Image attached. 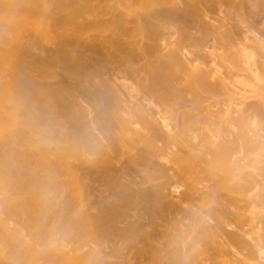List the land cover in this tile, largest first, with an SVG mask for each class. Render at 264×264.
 I'll list each match as a JSON object with an SVG mask.
<instances>
[{
    "label": "bare ground",
    "instance_id": "6f19581e",
    "mask_svg": "<svg viewBox=\"0 0 264 264\" xmlns=\"http://www.w3.org/2000/svg\"><path fill=\"white\" fill-rule=\"evenodd\" d=\"M183 1L175 13V0H0L2 264H248L246 236L264 256V71L231 43L185 62L203 25L202 40L182 29L163 53L165 25L194 22L197 0ZM115 70L164 130L122 99ZM165 149L175 179L158 183L150 156Z\"/></svg>",
    "mask_w": 264,
    "mask_h": 264
},
{
    "label": "rangeland",
    "instance_id": "374dc122",
    "mask_svg": "<svg viewBox=\"0 0 264 264\" xmlns=\"http://www.w3.org/2000/svg\"><path fill=\"white\" fill-rule=\"evenodd\" d=\"M194 3V7L191 5L193 13H191V15L194 19L193 23L180 24L178 21H174L165 25L164 30H162L164 37L161 36L162 38L159 41V44L162 45L161 48L163 50L161 49V51L163 53H166L167 43L174 42L177 39V33L182 29L186 30L192 39L202 40L203 36L200 27L203 25L208 30V36L204 40L205 46L202 50L198 51L196 48L189 47L188 51L192 53H188L187 51L180 53V56L185 62L188 63L189 61L195 59H198L199 62L200 60H206L208 62L213 55H216L222 51L220 48L222 43H231L236 48L244 49L246 53L253 55L255 54L253 58V67L256 68L255 70L264 71V0H197ZM172 7L168 8L166 6L167 10L169 11L172 9ZM173 8L174 9H172L171 12L174 10L179 12L180 10H184L186 5L183 0H175V6ZM86 19H88V17H85L83 20ZM209 52H212V55H210L211 57L208 56ZM124 75V72L115 70L113 73H111V75L108 74L105 77L114 82V84L118 85L117 89L120 91L122 99L131 101L133 104L140 105L141 108L145 109L147 115L155 119L159 126L164 130V124L161 120V116L156 113L158 110L157 106L150 104L149 100L145 99L146 96L144 94V90L138 87L135 80L126 81L124 80ZM183 94H185V92ZM81 105L86 110L89 109L88 103L85 101L81 102ZM131 105L132 104H130V107ZM181 105L182 106L175 105L174 107L176 113L179 116L183 114L185 108L191 107L190 102L187 100ZM179 116L178 119L176 118L174 120H170L169 123L173 124L175 121L178 122L180 120ZM92 125H94V123ZM172 127H174V124ZM92 128L95 129V125L92 126ZM174 131L175 128H173L170 133L173 134ZM61 132L63 131L59 130L56 132V134H61ZM93 133L98 139H100L99 142L101 144L106 145L105 139L102 138V135L98 130L95 129ZM158 146L161 147L162 144L158 143ZM175 149V147L172 148V150ZM187 150H189V148H187ZM169 152V149H165L162 151V153H154L150 156V160L156 164V166L153 167L157 169H163L164 176L157 179L156 182L158 183H164L168 178L175 179L173 176L171 177L174 172V164L170 160V156L168 155ZM87 158L91 159L93 156L89 155ZM164 192L169 194V196L174 200H177L179 196L178 193H173V188L170 186H166ZM93 193L94 197L98 196L97 191H94ZM107 201H112V199H108ZM182 206L183 208L188 207L186 205ZM235 206L241 212L245 213V215H249L250 208L247 200H241L238 203H235ZM190 208L192 211H195V218L204 217L205 214L203 211H205V208L203 210L197 209L194 206H190ZM260 215L264 216V213H261ZM134 219L135 217L128 218V220ZM208 222L211 225L214 224L212 220H208ZM259 225L264 226V223H260ZM227 230L236 231V228L227 227ZM244 240L247 245L253 246L257 251L254 254V257L248 260V264H255L256 260L259 262V264H264V256L260 255L259 246L256 244L257 242L255 243L253 238L250 236H246ZM225 248L233 252V255L231 254L229 257L231 260H236L239 257L246 258L247 256L246 251H238V253H236L235 250L228 246ZM0 264H2V261Z\"/></svg>",
    "mask_w": 264,
    "mask_h": 264
}]
</instances>
